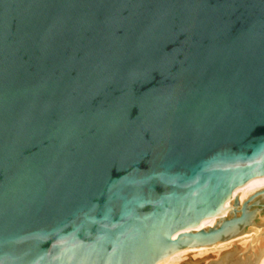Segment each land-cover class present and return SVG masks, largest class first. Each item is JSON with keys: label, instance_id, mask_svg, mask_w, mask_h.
I'll use <instances>...</instances> for the list:
<instances>
[{"label": "water", "instance_id": "1", "mask_svg": "<svg viewBox=\"0 0 264 264\" xmlns=\"http://www.w3.org/2000/svg\"><path fill=\"white\" fill-rule=\"evenodd\" d=\"M263 178L264 0H0V264H157L264 230V187L240 199Z\"/></svg>", "mask_w": 264, "mask_h": 264}, {"label": "bare ground", "instance_id": "2", "mask_svg": "<svg viewBox=\"0 0 264 264\" xmlns=\"http://www.w3.org/2000/svg\"><path fill=\"white\" fill-rule=\"evenodd\" d=\"M261 187H264V178L244 187L243 190L240 192V199H245L249 194L253 193L255 190ZM258 237L264 238L263 228H253L250 232L238 236L237 238L231 239L226 242L218 243L213 246H202L181 250L171 255L170 257L160 261L157 264H183L184 262L189 263L186 259H189L191 264H202L204 261L210 258L219 259L221 251L223 250L235 246L246 248L247 244L251 240ZM257 264H264V253L260 257Z\"/></svg>", "mask_w": 264, "mask_h": 264}, {"label": "rangeland", "instance_id": "3", "mask_svg": "<svg viewBox=\"0 0 264 264\" xmlns=\"http://www.w3.org/2000/svg\"><path fill=\"white\" fill-rule=\"evenodd\" d=\"M212 259H215V258H210V259H207L206 261H204L202 264H206L207 262H209L210 260H212ZM186 260H188V262L190 263V260L189 259H186ZM185 260V261H186ZM201 264V263H200Z\"/></svg>", "mask_w": 264, "mask_h": 264}]
</instances>
